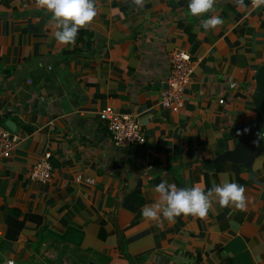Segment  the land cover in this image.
<instances>
[{
	"label": "crops",
	"instance_id": "1",
	"mask_svg": "<svg viewBox=\"0 0 264 264\" xmlns=\"http://www.w3.org/2000/svg\"><path fill=\"white\" fill-rule=\"evenodd\" d=\"M189 2L97 0L94 22L60 45L35 0H0V125L18 136L0 159V264H264V148L248 164L227 156L257 113L264 4L217 0L224 23L205 30L211 13L191 16ZM177 50L192 74L173 112L160 102ZM107 106L143 144H113ZM253 134L264 139V121ZM45 153L51 178L31 180ZM224 173L246 189L244 210L214 201L204 218H143L160 182L207 191Z\"/></svg>",
	"mask_w": 264,
	"mask_h": 264
},
{
	"label": "clouds",
	"instance_id": "2",
	"mask_svg": "<svg viewBox=\"0 0 264 264\" xmlns=\"http://www.w3.org/2000/svg\"><path fill=\"white\" fill-rule=\"evenodd\" d=\"M133 3L143 7L144 0H133ZM216 3L217 0H190L188 12L196 18L211 13L209 18L201 20L199 27L213 30L224 23L213 11ZM234 3L238 8L246 7L244 0H234ZM261 4H264V0H252L254 7ZM35 6L49 14L48 25L52 28L55 41L60 45H74L79 31L90 26L99 11L97 0H35ZM240 134L242 133H237ZM254 143L258 146L259 140ZM262 159L264 158L254 162V169L261 164ZM222 176L221 182H213L211 189L207 191L198 183L190 187H177L167 180L160 182L153 189L156 194L155 202L145 205L141 210L143 218L152 222L160 221L161 217L172 222L181 215L204 218L212 209L214 201L221 208L244 210L247 204L246 189L238 183L230 182L227 173ZM8 264L12 262L9 261Z\"/></svg>",
	"mask_w": 264,
	"mask_h": 264
},
{
	"label": "built area",
	"instance_id": "3",
	"mask_svg": "<svg viewBox=\"0 0 264 264\" xmlns=\"http://www.w3.org/2000/svg\"><path fill=\"white\" fill-rule=\"evenodd\" d=\"M170 73L165 81L166 88L161 96V105L171 111H178L183 104L184 89L190 81L192 74V63L189 56L183 50H177L170 54ZM223 100H219L222 103ZM99 118L106 123L113 144L117 147H126L131 144H143L145 139L142 135L140 125L128 115L116 113L111 106L99 111ZM18 142V136L7 127L0 125V159L10 156L12 149ZM49 154L45 153L37 160L28 172L31 180L46 182L52 176V167L49 162ZM80 180V178H78ZM87 183L92 180L86 179ZM12 259L4 260L1 264H8Z\"/></svg>",
	"mask_w": 264,
	"mask_h": 264
},
{
	"label": "water",
	"instance_id": "4",
	"mask_svg": "<svg viewBox=\"0 0 264 264\" xmlns=\"http://www.w3.org/2000/svg\"><path fill=\"white\" fill-rule=\"evenodd\" d=\"M256 89L253 94V101L256 108V117L254 120L248 122L245 125H239L233 130V135H236L238 132L241 139L236 144L235 148L228 152L227 156L233 160L243 161L245 164H248L252 161L253 157L258 155L264 148V139L256 138L253 134L255 128L262 126L264 121V65L258 70L256 75ZM166 88V85H164ZM5 126L14 132L15 127L12 123H5ZM248 131L245 132L244 130ZM259 140V145L257 146L254 141Z\"/></svg>",
	"mask_w": 264,
	"mask_h": 264
}]
</instances>
